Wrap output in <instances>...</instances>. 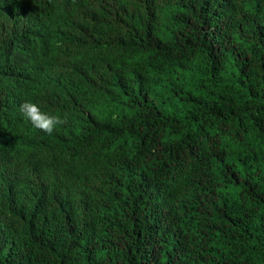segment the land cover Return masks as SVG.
Returning a JSON list of instances; mask_svg holds the SVG:
<instances>
[{
	"label": "trees",
	"instance_id": "16d2710c",
	"mask_svg": "<svg viewBox=\"0 0 264 264\" xmlns=\"http://www.w3.org/2000/svg\"><path fill=\"white\" fill-rule=\"evenodd\" d=\"M0 264H264V0H0Z\"/></svg>",
	"mask_w": 264,
	"mask_h": 264
},
{
	"label": "clouds",
	"instance_id": "9594fccd",
	"mask_svg": "<svg viewBox=\"0 0 264 264\" xmlns=\"http://www.w3.org/2000/svg\"><path fill=\"white\" fill-rule=\"evenodd\" d=\"M19 110L25 121H30L35 128L48 134H52L57 125L67 122L66 118L59 115H50L42 111L38 104L30 101L22 103Z\"/></svg>",
	"mask_w": 264,
	"mask_h": 264
},
{
	"label": "bare ground",
	"instance_id": "6f19581e",
	"mask_svg": "<svg viewBox=\"0 0 264 264\" xmlns=\"http://www.w3.org/2000/svg\"><path fill=\"white\" fill-rule=\"evenodd\" d=\"M70 43H71V42H70ZM74 43H75V42H74ZM64 54H65V53H64ZM68 54H69V53H68ZM66 55H67V54H66ZM70 56H72V55H70ZM73 56H74V55H73ZM67 57H68V56H67ZM81 85H83V84H81ZM52 90H53V89H52ZM55 91H57V90H55ZM51 92H52V91H51ZM51 92H50V93H51ZM55 94H57V93H55ZM51 95H52V94H51ZM54 97H55V96H53V95L51 96V98H54ZM60 97H61V96H60ZM51 98H50V99H51ZM55 98H56V97H55ZM55 98H54V99H55ZM56 99H57V98H56ZM60 100H61V99H60ZM53 101H54V100H53ZM50 103H51V102H50ZM68 106H69V105H68ZM48 107L50 108V106H48ZM42 109H43V108H42ZM44 109H45V108H44ZM44 109H43V110H44ZM45 110H46V109H45ZM73 110H74V109H73ZM73 110H71V111H73ZM44 112H45V111H44ZM73 113H74V112H73ZM21 131H22V130H21Z\"/></svg>",
	"mask_w": 264,
	"mask_h": 264
}]
</instances>
